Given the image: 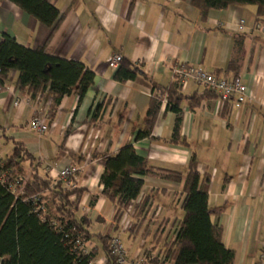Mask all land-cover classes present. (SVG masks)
Instances as JSON below:
<instances>
[{
  "label": "crops",
  "instance_id": "1",
  "mask_svg": "<svg viewBox=\"0 0 264 264\" xmlns=\"http://www.w3.org/2000/svg\"><path fill=\"white\" fill-rule=\"evenodd\" d=\"M51 2L63 18L47 51L85 63L94 72V83L81 101L76 93L66 95L49 131L41 134L29 122L39 111L46 115V97L39 104L31 99L27 89L17 86L19 73L12 70L0 89V159L5 161L13 153L10 137L24 144L39 163L36 169L24 163L28 177L37 171L61 180L58 174L63 168L78 165L74 177L62 180L65 186L73 183L83 190L81 215L91 220V232L127 235L124 246L129 256L154 258L175 237L184 216L183 182L145 177L130 209L135 213L131 228L136 224L137 230H114L115 205L109 206L110 200L101 194L106 157L133 144L150 165L185 175L195 155L200 174L210 176L211 219L222 228L224 245L235 253L233 264H257L264 242V33L256 30L264 16H258L257 5L210 9L203 16L191 0ZM0 30L32 49L43 45L50 34L48 27L9 0H0ZM239 36L244 37V45L235 73L229 64ZM114 55L139 66L148 79L116 80L118 67L110 65ZM178 63L219 75H239L249 93L248 100L236 108L189 82L181 90V136L186 145L171 141L176 114L167 110L165 93L174 84L173 67ZM157 94L163 103L152 135L136 140L150 100ZM192 96L198 99L193 107ZM23 97L27 101L16 106L15 100ZM98 103H104L103 108L93 119L92 109ZM95 261L105 264L102 251Z\"/></svg>",
  "mask_w": 264,
  "mask_h": 264
},
{
  "label": "trees",
  "instance_id": "2",
  "mask_svg": "<svg viewBox=\"0 0 264 264\" xmlns=\"http://www.w3.org/2000/svg\"><path fill=\"white\" fill-rule=\"evenodd\" d=\"M50 29L46 42L38 48L25 47L15 37L0 30V81L1 87L12 70L18 71L17 86L27 89L31 99H50L46 115L52 122L66 95L76 93L81 101L94 83V72L79 60H67L51 55L48 42L58 30L63 14L51 0H9ZM203 14L210 9H225L230 5L253 4L258 7V16H264V0H191ZM244 37H236L234 56L229 69L235 73L240 69ZM138 76L148 79L139 66L122 59L115 73L121 82L135 80ZM156 87L153 86L155 91ZM181 84H174L165 92L167 110L176 114L171 141L186 145L181 136L182 107L184 99ZM207 93L208 89H206ZM211 91V90H209ZM211 93H215L211 91ZM217 94V93H216ZM192 107L198 103L192 96ZM163 103L160 94L153 95L146 113L144 128L139 130L136 140L149 138L160 114ZM226 103V102H225ZM104 103L92 109L97 118ZM50 122V123H51ZM14 144L13 153L5 161L0 159V259L1 264H91L102 251L105 264H117L111 253L110 231L92 233L91 220L81 215V188H70L63 180L40 176L37 171L26 174L25 162L36 169L35 156L22 144L8 137ZM145 177H157L176 183L183 182L185 198L182 203L184 216L176 236L165 244L161 255L150 258L146 264H233L235 253L222 241V228L213 223L209 208L210 176L201 175L197 159L192 156L188 171L167 170L152 166L140 156L133 144L122 147L115 155L109 154L105 171L101 177L104 185L102 195L115 205L114 230L120 227L139 197ZM19 181V194H14L11 184ZM93 203V201H92ZM147 204L142 207L144 212ZM137 225L131 232L137 230ZM95 242L87 254L77 247L76 240ZM130 259H132L129 256ZM131 264V263H130Z\"/></svg>",
  "mask_w": 264,
  "mask_h": 264
},
{
  "label": "built area",
  "instance_id": "3",
  "mask_svg": "<svg viewBox=\"0 0 264 264\" xmlns=\"http://www.w3.org/2000/svg\"><path fill=\"white\" fill-rule=\"evenodd\" d=\"M256 30L264 33V21L258 22L256 25ZM121 55H114L110 59V65L114 67H119L122 61ZM174 80L178 81L182 88L187 87L189 82H195L204 86L206 89L214 91L219 96L220 100L223 102L231 101L236 108H240L249 98L248 87L243 82L241 76H225L216 73L208 72L200 67H196L187 63H178L173 67ZM1 79V78H0ZM1 87V81H0ZM42 98L39 96L36 98L37 103L41 102ZM27 101V98L23 97L15 100L14 104L16 106L22 104V102ZM50 103V99L45 100L46 107ZM29 127L37 133H46L50 129V120L45 115V112L39 111L29 122ZM80 170L78 165H68L59 172V177L63 180H70L74 177ZM0 181L4 180V174L0 173ZM20 187L19 181L11 184V189L14 194H19L18 190ZM70 188H75L73 183L69 184ZM135 216L134 211L129 210L125 218L120 224V227L124 231H128L133 224V216ZM179 226L175 230V236L178 231ZM76 245L79 247L84 254H87L90 250L88 248V242H84L82 239L76 240ZM262 254L260 260L257 264H264V242L262 243ZM111 253L115 258L117 264H146L147 257L143 254L142 257L129 258L128 251L124 246L122 240L119 236H115L111 240ZM91 264H97L93 261Z\"/></svg>",
  "mask_w": 264,
  "mask_h": 264
},
{
  "label": "rangeland",
  "instance_id": "4",
  "mask_svg": "<svg viewBox=\"0 0 264 264\" xmlns=\"http://www.w3.org/2000/svg\"><path fill=\"white\" fill-rule=\"evenodd\" d=\"M109 202V201H108ZM109 204V206H111L112 204H111V202H109L108 203ZM160 228V227H159ZM95 230H97L96 228H95ZM159 233V232H158ZM120 239L122 240V242H123V244L126 246V241L128 240V238H127V235H121L120 236ZM94 244V245H93ZM93 244H90L89 246H88V248H89V250L93 247V246H95V243L93 242ZM129 254V253H128ZM142 255L143 254H139L137 257H142ZM145 255V254H144ZM131 257V256H130ZM131 258H133V257H131Z\"/></svg>",
  "mask_w": 264,
  "mask_h": 264
}]
</instances>
